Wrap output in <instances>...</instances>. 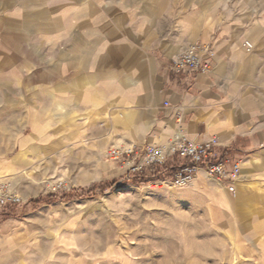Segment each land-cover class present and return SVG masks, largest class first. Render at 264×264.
Here are the masks:
<instances>
[{
    "label": "crops",
    "instance_id": "obj_1",
    "mask_svg": "<svg viewBox=\"0 0 264 264\" xmlns=\"http://www.w3.org/2000/svg\"><path fill=\"white\" fill-rule=\"evenodd\" d=\"M215 3L0 0V176L16 175L26 154L165 144L182 129L217 139L240 161L239 184L261 175L263 187L264 26ZM195 42L214 52L211 71L173 74L171 60ZM49 204L25 220L0 215V264H51L54 246L31 228ZM246 236L264 264V218Z\"/></svg>",
    "mask_w": 264,
    "mask_h": 264
},
{
    "label": "rangeland",
    "instance_id": "obj_2",
    "mask_svg": "<svg viewBox=\"0 0 264 264\" xmlns=\"http://www.w3.org/2000/svg\"><path fill=\"white\" fill-rule=\"evenodd\" d=\"M215 5L220 13H246L245 20L261 19L264 26V0ZM107 150L81 147L52 160L22 156L18 173L0 176V182H12L23 203L0 208V215L25 220L38 203H50L38 209L31 228L41 247L54 246L51 264H256L254 243L243 239L264 218L261 175L238 184L236 195L203 175L178 190L159 182L169 171L167 177L127 178ZM60 183L66 187L53 191ZM28 186L40 197H24L20 190ZM221 192L228 206L216 200Z\"/></svg>",
    "mask_w": 264,
    "mask_h": 264
},
{
    "label": "built area",
    "instance_id": "obj_3",
    "mask_svg": "<svg viewBox=\"0 0 264 264\" xmlns=\"http://www.w3.org/2000/svg\"><path fill=\"white\" fill-rule=\"evenodd\" d=\"M244 47L248 52L253 48L249 42H245ZM213 58L211 47L195 42L171 60L170 71L175 75L208 74ZM106 157L120 165L127 178L144 175L161 178L170 172L167 179H159V182H168L171 188L178 190L188 187L203 175L224 186L229 194L236 195L240 180V161L234 160L229 151L221 149L217 139L196 142L189 139L182 129L165 144L112 146ZM65 187L60 183L53 191ZM22 203L23 199L14 190L12 182H0V208L17 207Z\"/></svg>",
    "mask_w": 264,
    "mask_h": 264
},
{
    "label": "bare ground",
    "instance_id": "obj_4",
    "mask_svg": "<svg viewBox=\"0 0 264 264\" xmlns=\"http://www.w3.org/2000/svg\"><path fill=\"white\" fill-rule=\"evenodd\" d=\"M216 200L218 201V203L221 206H228L229 205V202H228L229 199H228V197L226 196V194H223L222 192H221V194L218 195V198H216Z\"/></svg>",
    "mask_w": 264,
    "mask_h": 264
},
{
    "label": "trees",
    "instance_id": "obj_5",
    "mask_svg": "<svg viewBox=\"0 0 264 264\" xmlns=\"http://www.w3.org/2000/svg\"><path fill=\"white\" fill-rule=\"evenodd\" d=\"M38 202H40V201H38Z\"/></svg>",
    "mask_w": 264,
    "mask_h": 264
}]
</instances>
